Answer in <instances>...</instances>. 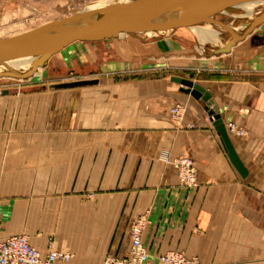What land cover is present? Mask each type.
<instances>
[{"label":"crops","instance_id":"obj_1","mask_svg":"<svg viewBox=\"0 0 264 264\" xmlns=\"http://www.w3.org/2000/svg\"><path fill=\"white\" fill-rule=\"evenodd\" d=\"M70 46L65 61L83 57L84 49ZM141 60L145 69L166 68ZM192 66L202 70L194 83L218 106L245 177L229 161L206 104L170 77L45 96L11 90L38 82L44 69L26 81L2 78L0 241L24 235L42 253L51 247L72 255L55 264H103L129 256L130 226L144 217L146 264H159L167 251L200 264H264V62L210 57ZM174 105L185 109L179 126L170 120ZM179 157L193 161L195 188L180 183L171 163Z\"/></svg>","mask_w":264,"mask_h":264},{"label":"rangeland","instance_id":"obj_2","mask_svg":"<svg viewBox=\"0 0 264 264\" xmlns=\"http://www.w3.org/2000/svg\"><path fill=\"white\" fill-rule=\"evenodd\" d=\"M102 1L0 0V39L30 31L53 20L78 14L90 5L99 4ZM247 6H236L218 12L211 17L213 22L196 25L208 24L216 44L209 41L202 44L189 27L156 32L152 35L125 33L122 36L103 41L76 42L69 49L73 48L74 52L78 48L84 49L82 58L78 60L72 56L65 61L63 57L66 50H63L44 64L42 67L44 73L42 76H38V79L41 78V80L29 85L24 82V86L15 85L11 90L15 91L16 94L21 92V94L45 96L49 89L58 91L66 88H77L80 87L77 86V83L83 81H97L102 86L109 84L114 86L148 79H167L168 77L172 79L176 77L194 82L199 78V73H202V70L192 65L205 63V58L213 57V60L222 62L225 59L239 63L259 60L264 62V22L255 28L244 42L235 44L236 46L229 56L216 54V51L231 39L230 31L243 34L247 29L246 26L250 22ZM250 11L253 15L262 14L264 13V5L254 4ZM216 23L223 24L228 29L226 30ZM160 41H167L171 46L161 51L156 44ZM143 57L149 59L146 62L149 65L160 64L165 65L166 68L163 70L145 69L142 67V63L145 62L141 60ZM108 66H116L117 68H106ZM0 70L3 68L0 67ZM256 73L258 71H250L247 74L252 78L253 75L258 77ZM259 73L264 75V71ZM249 76L246 75L244 78ZM259 77L264 78V76ZM2 78L7 77H0V81ZM20 80L26 81L28 78ZM73 90L75 91V89Z\"/></svg>","mask_w":264,"mask_h":264},{"label":"water","instance_id":"obj_3","mask_svg":"<svg viewBox=\"0 0 264 264\" xmlns=\"http://www.w3.org/2000/svg\"><path fill=\"white\" fill-rule=\"evenodd\" d=\"M264 0H130L116 8L103 10L100 19L81 28H68L64 24L86 19L87 13L80 12L60 20H53L30 31L0 39V61L33 57L31 70L25 75L0 73V77L26 79L54 55L76 42H94L116 38L125 33L167 32L174 29L196 26L206 23L208 17L232 7L256 3ZM179 11V15L168 22L152 23L158 16ZM264 22V13L247 24V29L240 36L231 32V39L216 54L229 53L231 48L245 39L255 28ZM226 29L227 26L216 23ZM173 82L180 85V91L196 100L203 101L208 107V116L227 153V157L236 171L246 176V170L238 158L219 109L212 96L200 85L183 78L173 77ZM97 81L78 82L77 86L93 85Z\"/></svg>","mask_w":264,"mask_h":264},{"label":"built area","instance_id":"obj_4","mask_svg":"<svg viewBox=\"0 0 264 264\" xmlns=\"http://www.w3.org/2000/svg\"><path fill=\"white\" fill-rule=\"evenodd\" d=\"M3 91L0 87V97ZM170 120L174 126H179L182 122L185 109L176 105L170 110ZM227 129L239 136L247 133L237 130L235 125L229 124ZM172 165L177 171V176L182 185L188 188L197 186V175L194 163L187 157L174 159ZM147 221L144 217H139L130 226L131 248L127 258L106 257L103 264H146L148 254L142 244V235ZM72 255L48 248L46 253H42L32 247L28 238L24 235H16L0 241V264H55L57 262H69ZM159 264H200L198 259L189 258L180 251H167L158 258Z\"/></svg>","mask_w":264,"mask_h":264},{"label":"bare ground","instance_id":"obj_5","mask_svg":"<svg viewBox=\"0 0 264 264\" xmlns=\"http://www.w3.org/2000/svg\"><path fill=\"white\" fill-rule=\"evenodd\" d=\"M129 1L130 0H124V1L116 2V1L109 0L107 2L106 0H103L101 3L90 5L88 8H86V9H84L82 11V12L88 14V17L86 19H81V20H78V21L67 23V24H64V26L68 27V28H71V29L72 28L84 27L88 23H92V22H95L98 19H100V17H101V13L100 12H102L103 10H109V9L116 8L118 5H120L122 3H127ZM254 4H262V5H264V1L246 4V5H248L247 7H248V10H249L248 11V14H249V17H250V22L249 23L254 21V19H256L260 15V14L253 15L251 13V11H250L251 7ZM179 13H180L179 11H174V12H168V13L162 14V15L158 16L157 18H155L152 21V23H157L158 24V23H164V22L171 21V20L175 19L179 15ZM210 21L213 22V20L210 17H208L207 22H210ZM189 28L196 35L198 40L201 41L202 44H205L206 41H209V42H212V43L215 41V37L213 35V32L211 31V29H210L208 24H204L203 26H190ZM227 29H228V27H226V30ZM228 31H230V30H228ZM147 33H152V32H147ZM231 33L234 34V35H237V36L242 35V33L238 34V33H235L234 31H232ZM214 43L216 44V42H214ZM222 47H224V45ZM34 59L35 58H33V57H27V58L0 61V67L3 68V70H0V71H2L1 73H8V74H11V75H19V76L20 75H25L31 70L32 62L34 61ZM41 70H42V67L38 68V70L36 72L41 71ZM9 78L16 79L14 77H9Z\"/></svg>","mask_w":264,"mask_h":264}]
</instances>
